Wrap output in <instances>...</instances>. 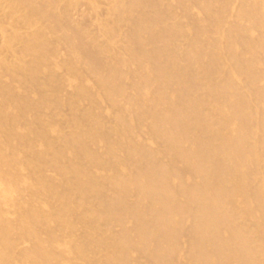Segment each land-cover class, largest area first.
I'll return each instance as SVG.
<instances>
[{
	"label": "bare ground",
	"instance_id": "obj_1",
	"mask_svg": "<svg viewBox=\"0 0 264 264\" xmlns=\"http://www.w3.org/2000/svg\"><path fill=\"white\" fill-rule=\"evenodd\" d=\"M0 264H264V0H0Z\"/></svg>",
	"mask_w": 264,
	"mask_h": 264
}]
</instances>
